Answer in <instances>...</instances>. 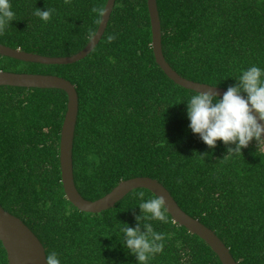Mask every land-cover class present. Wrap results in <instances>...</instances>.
<instances>
[{
	"label": "trees",
	"instance_id": "1",
	"mask_svg": "<svg viewBox=\"0 0 264 264\" xmlns=\"http://www.w3.org/2000/svg\"><path fill=\"white\" fill-rule=\"evenodd\" d=\"M107 3L12 0L15 21L0 34V45L72 57L98 32ZM157 3L165 58L182 77L227 90L243 70L264 68V0ZM36 7L54 9L51 19L35 17ZM109 36L115 39L109 42ZM152 42L148 0H117L103 39L86 59L48 66L0 55V72L58 76L76 87L74 177L86 200L98 201L127 180L155 179L217 234L238 264H264V149L253 141L232 157L222 142L209 149L192 134L186 103L195 92L169 79ZM68 102L62 90L0 88V206L61 264H137L116 225L137 227L138 194H154L136 190L101 214L70 203L60 164ZM167 216L166 224L151 221L166 239L164 251L148 264H222L203 240ZM139 226L143 231V222ZM0 264H9L2 242Z\"/></svg>",
	"mask_w": 264,
	"mask_h": 264
},
{
	"label": "water",
	"instance_id": "2",
	"mask_svg": "<svg viewBox=\"0 0 264 264\" xmlns=\"http://www.w3.org/2000/svg\"><path fill=\"white\" fill-rule=\"evenodd\" d=\"M117 0H108L102 22L96 35L88 46L72 57L50 58L38 54L26 53L20 49H12L0 45V55L25 63H34L48 66H67L86 59L103 39L114 11ZM151 18L153 51L156 62L163 72L175 84L190 91L205 92L211 90L220 98L226 89L200 84L190 81L178 74L167 62L163 52V33L157 0H148ZM14 87L25 89L62 90L67 93L68 111L61 133L60 164L62 183L67 199L79 211L89 214H101L113 209L132 192L145 189L154 195L164 198L167 213L180 227L186 228L189 233L203 240L219 257L222 264H238L233 258L230 249L217 236V234L202 224L199 220L188 215L176 202L171 193L157 180L149 177H139L127 180L118 185L104 198L92 202L86 200L78 191L74 177V141L79 117V95L76 87L68 80L50 75L16 74L0 72V88ZM0 242H2L8 256L9 264H46V250L32 232V230L19 218L6 212L0 206Z\"/></svg>",
	"mask_w": 264,
	"mask_h": 264
},
{
	"label": "clouds",
	"instance_id": "3",
	"mask_svg": "<svg viewBox=\"0 0 264 264\" xmlns=\"http://www.w3.org/2000/svg\"><path fill=\"white\" fill-rule=\"evenodd\" d=\"M54 9L35 8L33 15L43 22L51 19ZM12 0H0V34L15 21ZM115 36H109L111 42ZM236 84L229 86L220 98L211 90L195 91L186 103V115L192 134L209 148L215 149L218 142L227 146V155L237 157L255 141L257 150L264 149V68L253 65L234 79ZM216 88V87H211ZM234 146V147H233ZM200 155V154H199ZM207 153L200 155L205 158ZM140 216L136 217L137 227H120L123 233L122 246L136 257L137 264H148L150 259L164 251L166 234L154 230L151 221L168 223L167 208L163 197L154 195L145 199L138 194ZM143 222V231L139 226ZM46 264H61L56 252L46 254Z\"/></svg>",
	"mask_w": 264,
	"mask_h": 264
}]
</instances>
